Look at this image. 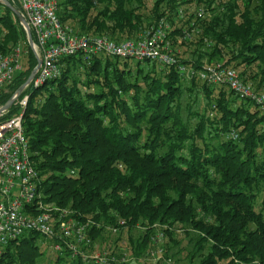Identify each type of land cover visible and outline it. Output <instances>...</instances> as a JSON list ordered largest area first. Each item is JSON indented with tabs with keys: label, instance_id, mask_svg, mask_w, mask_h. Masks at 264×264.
<instances>
[{
	"label": "trees",
	"instance_id": "16d2710c",
	"mask_svg": "<svg viewBox=\"0 0 264 264\" xmlns=\"http://www.w3.org/2000/svg\"><path fill=\"white\" fill-rule=\"evenodd\" d=\"M58 17L116 42L164 19L181 63L222 64L264 94V0H60ZM20 44L23 70L0 107L37 66L19 19L0 3V53ZM60 67L59 78L20 96L29 97L24 133L38 200L88 223L90 243L55 251L58 238L31 233L9 243L0 264H97L88 248L137 228L133 258L106 254L108 264H142L157 234L166 244L156 264H264V112L254 101L151 60L76 55ZM21 111L17 101L0 121Z\"/></svg>",
	"mask_w": 264,
	"mask_h": 264
},
{
	"label": "built area",
	"instance_id": "2783aa9c",
	"mask_svg": "<svg viewBox=\"0 0 264 264\" xmlns=\"http://www.w3.org/2000/svg\"><path fill=\"white\" fill-rule=\"evenodd\" d=\"M8 1L22 8L33 34L35 52L42 60L31 83L35 88L59 78L61 61L70 56L81 55L87 63L99 56L139 62L151 60L163 66L176 67L183 78L198 77L210 83L226 84L240 97L254 101L264 112V94L256 93L252 86L243 83L234 70L222 64L197 70L181 63L171 44L172 26L164 19L134 39L116 42L106 36L77 34L69 26L63 25L58 17L60 0ZM183 34L186 40L190 38L187 31L184 30ZM24 54L22 44L9 54L0 53V96L23 70ZM28 100V96L18 99L21 113L0 121V257L9 243L31 233L46 239L58 238L59 243L52 246L53 250L61 251V243L65 242L76 254L80 244L90 243L86 239L89 224L76 221L67 209L38 200L41 196L36 189L37 171L30 159L23 127ZM163 239L162 234H157L156 243ZM92 259L97 264L109 263L106 254Z\"/></svg>",
	"mask_w": 264,
	"mask_h": 264
},
{
	"label": "rangeland",
	"instance_id": "374dc122",
	"mask_svg": "<svg viewBox=\"0 0 264 264\" xmlns=\"http://www.w3.org/2000/svg\"><path fill=\"white\" fill-rule=\"evenodd\" d=\"M144 230L142 228H137L131 232V234L124 233L121 239L118 240V235H112L108 240L102 243H98L88 248L87 256L91 258L97 255L108 254L115 260L119 257L122 261L128 262L133 258V243L130 242V238L135 242L143 234ZM118 240V241H117ZM166 240L163 239L159 244L156 243L155 246L151 247L146 255L139 260L142 264H156L160 261L165 253V243ZM135 246V245H134ZM45 248V247H43ZM162 250V252H160ZM53 252V253H52ZM51 250V256L54 257L56 252ZM49 256V254H48Z\"/></svg>",
	"mask_w": 264,
	"mask_h": 264
},
{
	"label": "water",
	"instance_id": "95a60500",
	"mask_svg": "<svg viewBox=\"0 0 264 264\" xmlns=\"http://www.w3.org/2000/svg\"><path fill=\"white\" fill-rule=\"evenodd\" d=\"M0 3L8 7L14 13V15L19 19L21 25L23 26L26 32V37H27L29 47L32 49V51L34 52L37 58V66L34 68V70L32 71L27 81L15 92V94L9 99V101L4 106L0 107V117H1L15 104V102H17V100L20 98L23 92L31 85V83L33 82V80L35 79L37 75L38 70L40 69L42 65V60L41 58H39V56L35 52V41L33 38V34H32L31 28L27 20L25 19L23 13L17 10L15 6H13V4L9 2L8 0H0Z\"/></svg>",
	"mask_w": 264,
	"mask_h": 264
}]
</instances>
